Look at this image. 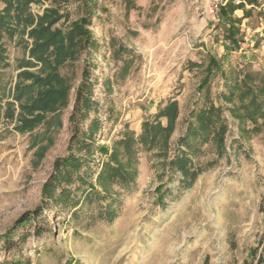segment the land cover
Segmentation results:
<instances>
[{
	"label": "rangeland",
	"instance_id": "1",
	"mask_svg": "<svg viewBox=\"0 0 264 264\" xmlns=\"http://www.w3.org/2000/svg\"><path fill=\"white\" fill-rule=\"evenodd\" d=\"M49 6L64 15L62 28L91 15L87 28L97 48L81 49L78 60L58 68L68 99L53 111H35L38 122L20 132L18 105L14 120L4 104L27 52L19 37L3 39L0 264H256L259 257L264 264V128L243 133L224 103L223 151L214 140L198 146V173L187 183L169 164L185 150L178 139L204 93L222 104L226 80L242 69L264 73V40L239 31L233 48L211 0H54L31 10ZM251 16L253 28L263 12ZM118 46L126 51L116 53ZM209 56L218 66L199 91ZM82 58L89 85H82ZM28 70L48 71L40 64ZM83 86L90 90L85 106L75 100ZM170 100L177 116L169 133L159 131L150 143L144 125H153ZM157 122L168 125L166 117ZM243 126L250 129V121ZM71 155L83 161L68 175L61 163ZM117 164L125 179L106 178V168Z\"/></svg>",
	"mask_w": 264,
	"mask_h": 264
},
{
	"label": "trees",
	"instance_id": "2",
	"mask_svg": "<svg viewBox=\"0 0 264 264\" xmlns=\"http://www.w3.org/2000/svg\"><path fill=\"white\" fill-rule=\"evenodd\" d=\"M47 1L54 0H0V81L1 71L8 65L3 39L6 37L12 40L15 36L19 37L27 52L26 57L18 65L19 69H24L16 74L13 86L8 89V95L12 100H6L4 104V114L7 118L14 120V103L18 105L19 111L16 114L17 125L15 127L20 132H25L38 122V117L33 114L35 111H53L57 103L62 105L68 99L69 87L65 86L63 77L57 72L58 68L69 60H78L81 56V49L97 48V44L87 28L91 23V15L78 18L67 28L58 27L57 23L64 18V15L60 14L56 8L46 7L41 14H35L31 10L33 4L41 5ZM84 5L88 4L85 2ZM240 6L227 3L219 8L220 16L225 19L224 23L226 24L225 39L230 42L233 48H239L238 40L235 39L239 28L236 26L237 20L232 19L230 14ZM25 35L26 38H24ZM125 51L126 48L118 46L116 53L120 54ZM81 61L83 63L81 76L84 78L82 85H89L87 82V59L82 58ZM36 64H40L48 71L37 74L28 70ZM217 66L215 59L209 56L206 75L198 86L199 91L208 87L212 67ZM127 68L128 64H123L124 71H127ZM226 82L227 91L219 96L222 104H216L209 100L207 94L204 93L203 104L191 110L192 121L188 122L185 134L178 139L180 147L183 146L185 150H179V153L169 164L181 171L184 183L187 177L194 179L198 173L192 161L198 146L214 140L217 150L223 151L224 134L227 131V125L222 117L224 103L230 104V107L225 108L232 118L238 119V124L242 125L240 128L243 133L249 131L256 133L264 128V73L242 69L237 77L226 80ZM3 87L0 82V111L2 109L1 101L5 97ZM83 87L86 88L85 91L82 89L80 92L81 88L79 87L76 90L75 100L85 106L90 104L88 98L90 90H87L86 86ZM176 116L177 102L170 100L155 117L157 121L161 117H166L168 125L162 127L157 121L153 125L146 123L144 131L147 141L153 142L161 130L169 133L170 124L174 122ZM246 120L251 123L250 129L243 126ZM260 120L261 122H259ZM91 122L94 130H97L99 120L95 118ZM83 145L87 148L85 142L82 143ZM99 149L103 151L104 147H99ZM82 161V159L71 155L62 161L61 171L68 172V175L75 174L81 168ZM103 173L106 178L125 179V172L118 164L106 168ZM25 222L26 220H23L19 225H23ZM262 261V257H259L256 264H261ZM242 264H250V262L244 261Z\"/></svg>",
	"mask_w": 264,
	"mask_h": 264
},
{
	"label": "crops",
	"instance_id": "3",
	"mask_svg": "<svg viewBox=\"0 0 264 264\" xmlns=\"http://www.w3.org/2000/svg\"><path fill=\"white\" fill-rule=\"evenodd\" d=\"M227 3H233L236 6L241 5L232 14H230V17L234 20H237L236 26H238L239 31H242L246 34L244 38L246 40H252L251 35H253V33H257V35L259 36L257 40H264V0H255L252 2H249L247 0H240L238 4L235 3V0H225L222 6L226 5ZM261 5H263V7H261ZM256 10L260 12L262 11L263 16L257 19L256 25L253 28H250V23L251 21H253L251 11L253 12Z\"/></svg>",
	"mask_w": 264,
	"mask_h": 264
},
{
	"label": "built area",
	"instance_id": "4",
	"mask_svg": "<svg viewBox=\"0 0 264 264\" xmlns=\"http://www.w3.org/2000/svg\"><path fill=\"white\" fill-rule=\"evenodd\" d=\"M225 0H211V5L213 6V9H211V12L219 10L220 6L224 4ZM240 0H235V3L238 4ZM263 7V5H261ZM218 20V18H217Z\"/></svg>",
	"mask_w": 264,
	"mask_h": 264
}]
</instances>
